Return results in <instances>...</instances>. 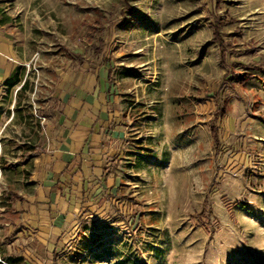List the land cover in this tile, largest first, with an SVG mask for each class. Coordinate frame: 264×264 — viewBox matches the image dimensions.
<instances>
[{
	"label": "rangeland",
	"instance_id": "obj_1",
	"mask_svg": "<svg viewBox=\"0 0 264 264\" xmlns=\"http://www.w3.org/2000/svg\"><path fill=\"white\" fill-rule=\"evenodd\" d=\"M0 10L43 49L78 44L97 62L106 52L127 113L121 183L84 206L55 264H264V0H0ZM249 64L262 72L242 84ZM22 108L39 110L29 97ZM4 115L0 264H11L18 242L4 239L18 215L1 195L8 165L30 153L28 131Z\"/></svg>",
	"mask_w": 264,
	"mask_h": 264
},
{
	"label": "crops",
	"instance_id": "obj_2",
	"mask_svg": "<svg viewBox=\"0 0 264 264\" xmlns=\"http://www.w3.org/2000/svg\"><path fill=\"white\" fill-rule=\"evenodd\" d=\"M41 42L0 10V121L6 113L9 123L21 121L30 153L9 168L14 175L2 193L11 195L7 203L18 215L11 264H54V251L84 206L116 192L122 180L115 144L123 139L127 113L110 75L112 60L93 61L78 44L43 49ZM27 97L38 112L22 108ZM6 101L16 110L10 104L4 110Z\"/></svg>",
	"mask_w": 264,
	"mask_h": 264
},
{
	"label": "trees",
	"instance_id": "obj_3",
	"mask_svg": "<svg viewBox=\"0 0 264 264\" xmlns=\"http://www.w3.org/2000/svg\"><path fill=\"white\" fill-rule=\"evenodd\" d=\"M221 24H222V22L214 23V35H215L214 37H215L216 40L219 41V43H220V47L222 48V47H224V43H223V40H222V38H221V36H220V34H219V28H220ZM98 28H99L98 32H101V33H102V32L104 31V29H103L102 26H98ZM98 32H96V31H95V32H89V36H90V37H95V36H96V33H98ZM98 42H99V43H98L97 46H95L94 51H95L96 53H101V52H102L103 45L105 44V42H104V40L101 39V38L98 39ZM92 47H93V46H92ZM110 60H112L111 57L108 56V55L106 54V52H103V53H102V56H101V62H102V63H105V62L110 61ZM244 69L247 70V72H245V73H241V74H238V75H237V81L240 82V83H242V84H245V83H246V81L248 80V78H250L251 73H252L253 71L258 70V71L262 72V68H261L259 65H254V64L246 65V66L244 67ZM217 113H218V112H217ZM218 114L224 115V114H225V107H223L222 109H220V112H219ZM214 136H215L216 139H218V134H217L216 130H214ZM15 166H16V165L9 164V165H8V168H15ZM9 192H11V191H9ZM14 195H16V194L14 193ZM1 196L3 197V195H1ZM204 215H205V212L202 211V212H200V213H197L195 216H196V218H198L199 220H201L202 218H204ZM138 222H139V221H138ZM138 222H137V223H138ZM18 232H19V231H16V230H15V231H12V232L6 237V239H4V242H5V243H10V242H12V241L17 237ZM66 255H67V253H65V252H64V254H61V255H60L59 253H55V251H54V253H53L54 264L57 262V260L63 258V257L66 256ZM21 258H22V257H21ZM16 259H17V257H16ZM13 260H15V259L13 258ZM13 260H12V261H13Z\"/></svg>",
	"mask_w": 264,
	"mask_h": 264
}]
</instances>
